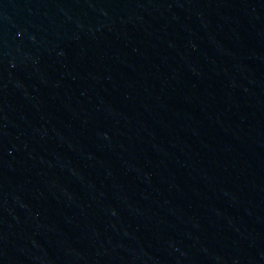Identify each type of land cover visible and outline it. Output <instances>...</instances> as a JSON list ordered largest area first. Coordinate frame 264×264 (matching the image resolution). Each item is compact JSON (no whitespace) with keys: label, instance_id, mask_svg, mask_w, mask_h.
I'll use <instances>...</instances> for the list:
<instances>
[{"label":"water","instance_id":"1","mask_svg":"<svg viewBox=\"0 0 264 264\" xmlns=\"http://www.w3.org/2000/svg\"><path fill=\"white\" fill-rule=\"evenodd\" d=\"M0 264H264V0H0Z\"/></svg>","mask_w":264,"mask_h":264}]
</instances>
